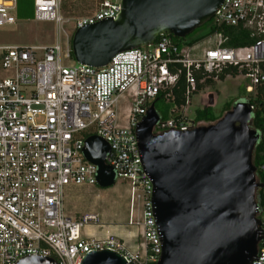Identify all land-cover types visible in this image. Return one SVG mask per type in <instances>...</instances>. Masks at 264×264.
<instances>
[{
  "label": "built area",
  "instance_id": "built-area-1",
  "mask_svg": "<svg viewBox=\"0 0 264 264\" xmlns=\"http://www.w3.org/2000/svg\"><path fill=\"white\" fill-rule=\"evenodd\" d=\"M34 5L36 19L56 23L55 40L0 43V70L5 72L0 75V264H13L28 254L52 256L57 264H80L85 253L103 248L120 252L127 264H155L162 250L161 229L136 125L159 94L169 100L181 77L185 104L159 118L155 132L201 124L187 114V104L197 84L219 80L223 68L234 66L235 75L249 80L246 97L264 86V0H222L211 17L213 29L204 36L193 40L163 33L151 44L118 51L102 66L63 64L60 32L66 33L68 59L73 31L115 17L121 0H95L72 21L71 31L62 27V0H34ZM15 6L16 0H0V27L16 22ZM221 25L246 28L252 41L226 44ZM124 93H130L131 101L120 107ZM211 95L213 100L211 90L204 93L207 105ZM90 134L108 142L105 162L115 180L127 183V223L141 229L142 240L135 247L116 235L89 232L91 225L102 224L96 213L71 216L65 211L68 186L97 183V165L82 150ZM262 212L257 205L262 238L252 264H264Z\"/></svg>",
  "mask_w": 264,
  "mask_h": 264
},
{
  "label": "water",
  "instance_id": "water-1",
  "mask_svg": "<svg viewBox=\"0 0 264 264\" xmlns=\"http://www.w3.org/2000/svg\"><path fill=\"white\" fill-rule=\"evenodd\" d=\"M222 0H121L115 17L77 27L71 51L77 62L105 65L123 49L141 47L169 33L184 37L209 20ZM212 95L210 104L212 103ZM253 106L237 100L216 120L192 128L155 132L160 118L154 101L135 131L143 168L153 179L151 200L161 229L155 264H252L262 238L252 153L260 133L251 126ZM83 153L97 165V184L115 173L105 162L108 142L84 139ZM13 264H57L52 256L28 254ZM80 264H127L103 248L84 254Z\"/></svg>",
  "mask_w": 264,
  "mask_h": 264
},
{
  "label": "rangeland",
  "instance_id": "rangeland-1",
  "mask_svg": "<svg viewBox=\"0 0 264 264\" xmlns=\"http://www.w3.org/2000/svg\"><path fill=\"white\" fill-rule=\"evenodd\" d=\"M94 2L95 0H62L60 13L66 19L62 27L71 31L72 21L92 8ZM14 13L16 15V22L0 27V43L50 44L55 40L57 36L56 23L51 20L36 19L34 0H16ZM211 21L212 18L187 34L185 38L190 39L207 32ZM60 33L62 63L73 64L76 60L72 51L68 59L64 55L67 48L66 33L62 31ZM4 73L3 70H0V75ZM248 85L249 80L239 74L216 80L205 88L196 91L190 97L187 104V114L192 117L196 108L208 104V100L204 96L207 90L213 92V102L211 104L213 110L216 113H220L227 103L243 100L247 95ZM130 101V93H124L119 98V105L123 107L129 104ZM170 108L171 103L168 101L158 100L156 102V109L160 113H164L170 110ZM64 208L66 213L71 216H79L88 212L96 213L99 222L102 223L101 225L93 224L98 232H102L104 227L115 225L129 233L125 236L128 243L138 241L141 238V229L127 223L129 213L127 183L120 179H116L112 185L107 187H102L97 183L68 186L65 190ZM262 215H264V211Z\"/></svg>",
  "mask_w": 264,
  "mask_h": 264
},
{
  "label": "trees",
  "instance_id": "trees-1",
  "mask_svg": "<svg viewBox=\"0 0 264 264\" xmlns=\"http://www.w3.org/2000/svg\"><path fill=\"white\" fill-rule=\"evenodd\" d=\"M212 29L213 27H210L209 25L207 32L196 35L192 37V39L194 40L200 38L210 32ZM219 29L227 36V39L225 41L226 44L244 45L252 41V38L248 36L247 29L243 28L242 26L221 25L219 26ZM227 73H230L231 76L235 75L237 73V69L234 66L223 68V70H221L218 74V79H224ZM213 82V79L207 78L204 83H198L197 91L201 88H205V86H208ZM185 99V81L184 78L181 77L178 83L173 87L172 96L169 98V100H167L162 94H159L154 99L155 108L156 102L158 100L168 101L171 103V108H178L185 104ZM243 100H247L253 106L251 126L260 133V137L257 140L253 149L252 159L253 163L256 165V176L258 180L264 182V167H262L264 165V86L257 87L254 94L245 97ZM233 103L234 102L227 103V105L221 110L220 113H216L211 105H205L203 107L196 108L193 117L195 120H199L201 122H212L216 120L223 113V111L230 108ZM171 108L170 110L165 111L164 113L159 112L160 118L169 117L171 115ZM256 200L257 204L264 211V188L257 189Z\"/></svg>",
  "mask_w": 264,
  "mask_h": 264
},
{
  "label": "crops",
  "instance_id": "crops-1",
  "mask_svg": "<svg viewBox=\"0 0 264 264\" xmlns=\"http://www.w3.org/2000/svg\"><path fill=\"white\" fill-rule=\"evenodd\" d=\"M95 226L91 225L89 228H88V231L91 232L94 236L96 237H102L104 236L105 234H112V235H116V236H119L120 238H122L128 245H132L133 247L136 246V244L138 242H140L142 239L140 238V240L138 241H135V242H132V243H128L126 241V235H127V231L125 230H122L120 229L119 227L115 226V225H110V226H107V227H104V229L102 230V232H98L95 228ZM129 234V233H128ZM130 239V238H129Z\"/></svg>",
  "mask_w": 264,
  "mask_h": 264
}]
</instances>
